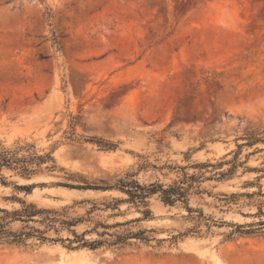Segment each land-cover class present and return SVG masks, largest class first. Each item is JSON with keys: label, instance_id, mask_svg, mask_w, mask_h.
<instances>
[{"label": "rangeland", "instance_id": "obj_1", "mask_svg": "<svg viewBox=\"0 0 264 264\" xmlns=\"http://www.w3.org/2000/svg\"><path fill=\"white\" fill-rule=\"evenodd\" d=\"M2 229L0 264H264V0H0Z\"/></svg>", "mask_w": 264, "mask_h": 264}, {"label": "trees", "instance_id": "obj_2", "mask_svg": "<svg viewBox=\"0 0 264 264\" xmlns=\"http://www.w3.org/2000/svg\"><path fill=\"white\" fill-rule=\"evenodd\" d=\"M22 189H26V187H21ZM136 188L137 189H139V190H142V188L141 187H139V186H136ZM85 189H92V190H97V189H99V188H97V187H91V186H88V187H86ZM169 191H174L173 189H171V190H166V191H163V194H164V201L166 202V203H169V202H171L170 201V196L168 195V193H170ZM129 195L131 196V198H133V197H137L138 195H136V193L135 192H133V193H129ZM143 196H141V198H142ZM32 216V215H31ZM30 217V216H29ZM5 233V231L2 229V230H0V235L1 234H4Z\"/></svg>", "mask_w": 264, "mask_h": 264}, {"label": "water", "instance_id": "obj_3", "mask_svg": "<svg viewBox=\"0 0 264 264\" xmlns=\"http://www.w3.org/2000/svg\"><path fill=\"white\" fill-rule=\"evenodd\" d=\"M218 224H222V223H218Z\"/></svg>", "mask_w": 264, "mask_h": 264}]
</instances>
